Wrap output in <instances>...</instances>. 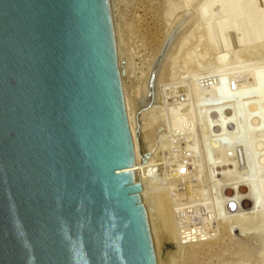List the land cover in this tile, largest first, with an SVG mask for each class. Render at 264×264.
Masks as SVG:
<instances>
[{
    "label": "water",
    "instance_id": "obj_1",
    "mask_svg": "<svg viewBox=\"0 0 264 264\" xmlns=\"http://www.w3.org/2000/svg\"><path fill=\"white\" fill-rule=\"evenodd\" d=\"M166 33L127 122L108 0H0V264H156L129 168L141 113L151 154L170 133L161 98L177 47L207 10Z\"/></svg>",
    "mask_w": 264,
    "mask_h": 264
},
{
    "label": "rangeland",
    "instance_id": "obj_2",
    "mask_svg": "<svg viewBox=\"0 0 264 264\" xmlns=\"http://www.w3.org/2000/svg\"><path fill=\"white\" fill-rule=\"evenodd\" d=\"M108 1L131 109L166 33L197 0ZM230 1L240 20L207 10L177 47L161 98L169 135L148 154L140 139L152 117L134 127L160 264H264V1ZM200 206L209 231L180 234L176 211Z\"/></svg>",
    "mask_w": 264,
    "mask_h": 264
},
{
    "label": "bare ground",
    "instance_id": "obj_3",
    "mask_svg": "<svg viewBox=\"0 0 264 264\" xmlns=\"http://www.w3.org/2000/svg\"><path fill=\"white\" fill-rule=\"evenodd\" d=\"M263 1L264 0H261V2H263ZM253 5L255 6V4H253ZM251 6H252V4H251ZM254 8H252V10ZM254 13H252V14H254ZM118 71H119V68H118ZM121 79H120V82H121ZM122 85H124V84H122ZM122 85H121V88H122ZM122 96H123V92H122ZM123 103H124V109H125V114H126L127 122H129L131 120V111H130L131 109H129L130 108L129 107L130 105H128V103L126 102V100L124 101V98H123ZM145 114L146 113L143 114V117L145 116ZM128 128H129V133H130V137H131V141H132V146H133L134 137H136V136H134V133H135L134 130L135 129H134V127H128ZM137 134H138V130H137ZM133 152H134V163H133L132 166H130L129 170L132 173V176H133L134 181L135 182H139L141 184V186H142L141 193L139 194V199H140V202H141V204H142V206L144 208V212H145V216H146V221H147V227H148V231H149V235H150V240H151V244H152V249H153L155 261L157 260V264H160L159 263L160 257H159V252H158V250H159V247H158V238H157V235H156V225L154 224V222L152 220V217H151L152 216V211H151V207H150L149 200H148V197H149V189L146 186L143 185V180H144V174H143L144 172L143 171L144 170H142V169L138 170V168H137V165H136L137 164L136 163L137 161H136V155H135V151H134V146H133ZM143 167H144V165H143Z\"/></svg>",
    "mask_w": 264,
    "mask_h": 264
},
{
    "label": "built area",
    "instance_id": "obj_4",
    "mask_svg": "<svg viewBox=\"0 0 264 264\" xmlns=\"http://www.w3.org/2000/svg\"><path fill=\"white\" fill-rule=\"evenodd\" d=\"M202 208L205 210V212H207L204 206H200L197 208L194 207L192 209L183 208L176 211L177 228L180 234H182L183 232H188L189 230L193 231L194 228H197L199 236L206 234L209 231L205 227V223L202 222L204 220H201L203 217H200V211L203 210ZM210 220L211 219H208V222Z\"/></svg>",
    "mask_w": 264,
    "mask_h": 264
}]
</instances>
